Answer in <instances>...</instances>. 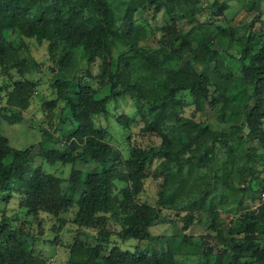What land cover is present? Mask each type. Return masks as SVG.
I'll return each instance as SVG.
<instances>
[{
    "label": "trees",
    "instance_id": "16d2710c",
    "mask_svg": "<svg viewBox=\"0 0 264 264\" xmlns=\"http://www.w3.org/2000/svg\"><path fill=\"white\" fill-rule=\"evenodd\" d=\"M263 1L250 4L261 13ZM151 8L164 23L147 21ZM229 8L218 0H0V71L11 82L0 114L15 124L29 109L41 85L32 77L45 70L35 47L50 62L53 98L42 108L58 119V137L41 129L38 153L0 133V264H45L40 214L58 221L53 230L74 231L66 264H264V40L218 23ZM127 97L158 145L109 141V107ZM117 122L129 129L137 119ZM151 175L162 179L157 197L140 202ZM12 200L38 220L39 235L16 223ZM162 226L172 232H151Z\"/></svg>",
    "mask_w": 264,
    "mask_h": 264
},
{
    "label": "rangeland",
    "instance_id": "374dc122",
    "mask_svg": "<svg viewBox=\"0 0 264 264\" xmlns=\"http://www.w3.org/2000/svg\"><path fill=\"white\" fill-rule=\"evenodd\" d=\"M216 0H202L204 4L212 3ZM220 2L227 1L230 5V8L226 11L225 16L221 18V21L218 23L223 24L224 26H229V24H241L239 26L244 27L250 31V37L258 43L260 40H264V1L262 2V12H258L256 8H252V0H218ZM181 9L177 10V15H181ZM154 8H151L146 14V19L151 25H156L164 23L166 16L164 13H158L153 19ZM207 10L203 11L198 15V20L205 22L207 20ZM155 27V26H154ZM195 27V28H193ZM193 28L195 31L198 28V23L193 26H187V30ZM194 31V32H195ZM247 31L246 33L248 34ZM244 33H239L236 35V38L241 39L246 43V36ZM244 36V37H242ZM34 46V45H32ZM34 53L40 57L39 59L45 70L41 73L35 74L32 78L37 79L41 82V85L35 91L30 107L28 110L24 111L22 114V121L15 124H9L5 119V112L1 111L0 114V133L6 136L9 139V142L12 147L16 149H25L31 148L33 153H38L40 135L42 134L41 129L47 130L52 133L55 137H58V134L55 130V124L58 119L56 117L52 120H48L45 112L42 108V99L50 100L53 98V91L50 85L51 75L47 70V66L50 65L49 60L46 57H41L42 48L33 47ZM98 67L94 68V73H97ZM19 78L18 76L15 78ZM6 87V88H5ZM11 89V82L8 77H5L1 74L0 71V108L4 109L7 105L8 91ZM187 99H189L187 97ZM110 117H109V141L115 145L119 146H130L132 144L138 145L143 148H148L151 146L158 145L160 139L154 135L144 134L141 132V125L139 122V116L136 112L134 103L132 99L127 97L124 101H121L117 106L115 104L110 105ZM193 106L186 109L185 115H190ZM128 115L129 117L137 119V123L132 124L129 129H123L119 126L117 122V117L119 115ZM210 120L212 123L216 124V119L210 115ZM53 123V125L50 124ZM242 156L246 155L243 151ZM40 162V159H37ZM155 165L152 168L151 172H154ZM46 172H52L53 174L59 177H68L70 174V166H63L57 164L51 166L45 164L43 168ZM162 182V179L155 180L152 175L145 181L144 191L140 194L138 200L140 202L147 201L148 203H154L159 185ZM247 188V185H246ZM6 205L1 204V210L4 209ZM8 210H11V215L13 218H16V223L26 227L32 228L35 233H39L40 229L38 227V220H34V217L30 214H27L25 209L18 207V202L11 201L8 206ZM236 208V203L231 202L229 211L234 212ZM1 216V213H0ZM66 218H72L70 214L65 215ZM42 220L43 233L40 235L38 244L36 245L37 253L44 259L45 264H66L69 259V249L67 245L70 243L73 232L71 226L63 227L59 232L53 230V227L59 226L58 221L47 214H40L39 220ZM116 230H119L120 227L115 226ZM154 235L170 234L172 229L169 226L156 227L151 230ZM203 232L200 226H196L193 230V235H199ZM93 233V232H92ZM39 235V234H38ZM124 248H129L130 245H123ZM133 247V246H132ZM131 248V247H130Z\"/></svg>",
    "mask_w": 264,
    "mask_h": 264
},
{
    "label": "built area",
    "instance_id": "2783aa9c",
    "mask_svg": "<svg viewBox=\"0 0 264 264\" xmlns=\"http://www.w3.org/2000/svg\"><path fill=\"white\" fill-rule=\"evenodd\" d=\"M260 177L264 179V166L261 167V174ZM262 202H264V193L262 194Z\"/></svg>",
    "mask_w": 264,
    "mask_h": 264
}]
</instances>
